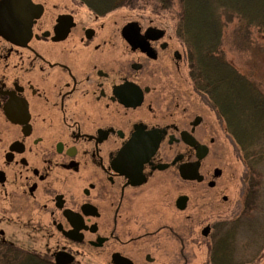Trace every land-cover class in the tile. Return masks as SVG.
I'll return each mask as SVG.
<instances>
[{
  "label": "flooded vegetation",
  "instance_id": "flooded-vegetation-1",
  "mask_svg": "<svg viewBox=\"0 0 264 264\" xmlns=\"http://www.w3.org/2000/svg\"><path fill=\"white\" fill-rule=\"evenodd\" d=\"M12 6L0 17V246L46 264H264V226L217 209L210 220L214 138L164 80L189 64L176 26L131 18L129 0ZM248 229L262 242L247 259Z\"/></svg>",
  "mask_w": 264,
  "mask_h": 264
},
{
  "label": "rangeland",
  "instance_id": "rangeland-1",
  "mask_svg": "<svg viewBox=\"0 0 264 264\" xmlns=\"http://www.w3.org/2000/svg\"><path fill=\"white\" fill-rule=\"evenodd\" d=\"M129 13L131 18L136 16L145 20L155 18L168 27L176 26L180 13V0H134L129 4ZM220 52L224 60L229 61L264 93V35L258 28L248 27L236 17L226 22L223 27ZM189 68L188 64L182 71L181 77L172 72L164 80L176 85V92L172 91L171 94H176L178 97L179 108L186 107L191 114L198 113L202 116L203 123L198 127V132L201 134L207 128L209 136L214 138V143L209 144L205 165L210 172L214 167L221 169L222 174L216 179V187L209 191L212 199L209 203L210 220L220 219L218 216L220 214L212 211L217 209L222 210V218L227 222L253 221V225L263 227L264 160L255 166L253 174L251 172L247 174L249 171L243 160V151L227 133L225 123L218 117L216 111H213L207 97L194 88L189 76ZM249 144L257 143H247ZM252 179L260 184L257 189L250 188ZM222 195L226 196V201L222 200ZM250 198L252 202L248 205L247 201ZM246 206H256V208L250 210ZM253 240L251 229L241 230L238 234L237 241L242 246L240 253L242 258H250L252 250H248L254 243V247H257L262 242V240L258 242ZM75 264H95V262L85 256Z\"/></svg>",
  "mask_w": 264,
  "mask_h": 264
},
{
  "label": "trees",
  "instance_id": "trees-1",
  "mask_svg": "<svg viewBox=\"0 0 264 264\" xmlns=\"http://www.w3.org/2000/svg\"><path fill=\"white\" fill-rule=\"evenodd\" d=\"M234 17L264 35V0H180L176 33L188 50L194 88L223 120L227 133L243 151L247 174H253L264 160V93L221 55L223 27ZM251 141L257 144L247 145ZM254 180L252 189L260 185ZM251 202L250 198L247 204ZM0 264L46 263L27 255L16 257L12 247L0 246Z\"/></svg>",
  "mask_w": 264,
  "mask_h": 264
},
{
  "label": "water",
  "instance_id": "water-1",
  "mask_svg": "<svg viewBox=\"0 0 264 264\" xmlns=\"http://www.w3.org/2000/svg\"><path fill=\"white\" fill-rule=\"evenodd\" d=\"M30 0H0V17L1 18H6V17H10V16H14L16 14H18L20 11H18L15 7H13L12 5L15 4V3H29ZM12 6V7H11ZM35 15H38V14H35ZM199 121V118L197 117V119L195 120V123H197ZM200 147H197V151L200 150L199 149ZM206 154V148H202L201 149V152L197 154V158L198 159H201L202 157H204ZM196 162L194 163V166H195V173H197V169H196ZM220 170L219 169H216L215 170V175L217 176L219 174ZM180 173L183 177H187L186 176V173H185V170L184 169H180ZM194 173V177H195V174ZM191 177V176H190ZM56 264H67L70 262V259L68 258H64V259H61L59 260L58 258L55 260Z\"/></svg>",
  "mask_w": 264,
  "mask_h": 264
}]
</instances>
